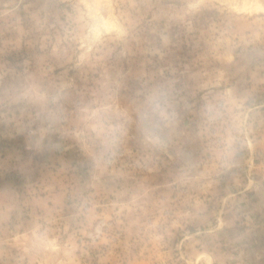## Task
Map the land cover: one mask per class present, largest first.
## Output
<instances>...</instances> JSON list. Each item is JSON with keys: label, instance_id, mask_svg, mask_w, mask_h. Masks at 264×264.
<instances>
[{"label": "rangeland", "instance_id": "rangeland-1", "mask_svg": "<svg viewBox=\"0 0 264 264\" xmlns=\"http://www.w3.org/2000/svg\"><path fill=\"white\" fill-rule=\"evenodd\" d=\"M161 85L154 150L135 114ZM105 104L130 122L100 165L78 134ZM0 264H264V0H0Z\"/></svg>", "mask_w": 264, "mask_h": 264}, {"label": "clouds", "instance_id": "clouds-1", "mask_svg": "<svg viewBox=\"0 0 264 264\" xmlns=\"http://www.w3.org/2000/svg\"><path fill=\"white\" fill-rule=\"evenodd\" d=\"M221 107L222 103H207L203 108L202 119L206 122L212 121ZM62 119V113H59L58 109L54 110L53 115L49 117V124L54 126ZM81 119L85 127V131L78 134L81 142L86 143L97 164H110L118 155L128 133L130 117L127 110L115 104H105L98 107L94 113L82 115ZM179 120L178 101L168 87L153 86L144 91L136 108L135 123L147 148H165L176 133ZM217 158L222 164L229 162L230 140L225 139L219 144Z\"/></svg>", "mask_w": 264, "mask_h": 264}]
</instances>
